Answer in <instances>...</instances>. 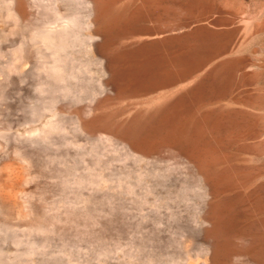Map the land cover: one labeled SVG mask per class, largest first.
I'll list each match as a JSON object with an SVG mask.
<instances>
[{"label":"rangeland","instance_id":"374dc122","mask_svg":"<svg viewBox=\"0 0 264 264\" xmlns=\"http://www.w3.org/2000/svg\"><path fill=\"white\" fill-rule=\"evenodd\" d=\"M0 264H264V0H0Z\"/></svg>","mask_w":264,"mask_h":264},{"label":"bare ground","instance_id":"6f19581e","mask_svg":"<svg viewBox=\"0 0 264 264\" xmlns=\"http://www.w3.org/2000/svg\"><path fill=\"white\" fill-rule=\"evenodd\" d=\"M81 1V0H80ZM82 4V3H81ZM67 19V18H66ZM72 21L74 22V20H70V22H69V20H67V23L68 24H70L71 26H75L74 24H75V22H74V24H72ZM66 23V22H65ZM61 25V24H60ZM78 25V24H77ZM82 26V25H81ZM55 27V26H54ZM66 27H68V25L66 26ZM62 28H63V26H62ZM60 29V28H59ZM70 29H72V27H70ZM70 29H68V30H70ZM80 29V28H79ZM62 31H63V29H62ZM65 32V31H64ZM69 32V31H68ZM54 34V33H53ZM68 34V33H67ZM59 39H60V36H59ZM45 40V39H44ZM41 42H43V41H41ZM46 42V41H45ZM59 48V47H58ZM53 50V49H52ZM61 51V50H60ZM48 60V59H47ZM43 64V63H42ZM45 64V63H44ZM57 68H58V66H57ZM56 70V69H55ZM57 71V70H56ZM55 72V71H54ZM56 130V129H55Z\"/></svg>","mask_w":264,"mask_h":264}]
</instances>
